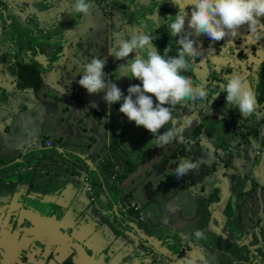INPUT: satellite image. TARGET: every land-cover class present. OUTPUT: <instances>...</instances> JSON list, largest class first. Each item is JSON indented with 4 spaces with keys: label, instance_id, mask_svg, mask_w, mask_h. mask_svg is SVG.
<instances>
[{
    "label": "crops",
    "instance_id": "0c3cea01",
    "mask_svg": "<svg viewBox=\"0 0 264 264\" xmlns=\"http://www.w3.org/2000/svg\"><path fill=\"white\" fill-rule=\"evenodd\" d=\"M25 2L28 7L22 10ZM11 4L12 9H16L20 14L31 16L32 23H39L41 27L46 24L42 20L44 15L42 10L38 9L40 6H34V0L29 2L13 0ZM89 42L90 44L83 43L82 47L79 46L80 44L76 45L77 55L74 62L71 61L70 68L60 63L56 71L45 73L41 87L40 78L38 87L30 83L25 84L19 79L20 75L16 71L8 73L4 64L2 66L5 68H1L2 60H0V165L11 164L9 169L19 166L24 168L21 178L18 175H7L5 180H9L11 185L21 189L26 186L22 182L34 176L35 172V176L39 178L38 173L41 170L55 169L53 164L47 161L55 153L61 155L63 151L59 150L68 149L67 156L81 167L77 169L83 170L90 177L95 196L106 197V191L101 192L102 187L99 186L102 184L97 181L98 176L93 171L98 168L104 173L101 160L106 158L105 168L118 165L120 183L115 190L128 193L127 196L133 203H137L145 220L157 219L164 229L151 231V236L159 237L161 233L167 234V241L169 239L173 241L174 236L192 234L194 230L200 229L205 232L206 239L199 242L193 239L191 247L204 248L207 253L214 256L227 253L237 264H256L255 260L252 261L251 253L255 241L261 238L259 242L262 243L263 238L253 230L248 232L247 224L238 220L236 214L232 215L229 207L225 208V201H222V198L220 200L217 194L211 195L205 204L198 205L195 192L203 190L202 195L208 194L206 195L202 183H197L196 179L190 180L187 187H183L184 183H181L183 191L173 195L170 184H166L171 180L167 150L158 147L155 138L143 127H137L134 123L133 126L129 125L127 117L119 112L120 102L108 106L103 99L105 93L89 95L77 83L83 74V65L88 59L102 55L101 59L110 63L111 56L108 53L112 47L105 43V39L95 38V41ZM82 48L83 55L80 50ZM85 52L87 56L84 55ZM119 61L116 60L108 68L106 64V71L110 72V74L105 73L106 79L116 82L121 91L127 95V88L138 80L131 79L127 75L120 78ZM65 87H68L67 91L74 88L76 94L81 95V102L64 101L61 91ZM185 124L186 122L183 125ZM130 127H133V131H130ZM163 131L165 129H160L161 133ZM47 139L51 140L50 146L45 143ZM29 166L32 168L29 169ZM56 167L59 177L70 178L66 183V190L69 198L73 199L72 205L75 206L71 211L78 214L87 213L89 200L88 194H85L83 175L68 174L70 165L57 164ZM15 171L13 169V174ZM104 176L109 179V172ZM163 186L165 192L160 193ZM105 188L113 198L108 204V210L112 212L111 205L115 204V198L107 182ZM190 246L186 243L182 247L180 257L186 256L184 253L188 250L191 251Z\"/></svg>",
    "mask_w": 264,
    "mask_h": 264
},
{
    "label": "flooded vegetation",
    "instance_id": "af4514ba",
    "mask_svg": "<svg viewBox=\"0 0 264 264\" xmlns=\"http://www.w3.org/2000/svg\"><path fill=\"white\" fill-rule=\"evenodd\" d=\"M11 2L13 0H3L0 8L7 9L5 15L0 17V25L3 24V27H9L13 21H24L26 16L25 13L20 14L12 9ZM189 2L190 0H180L178 7L186 8ZM71 3L72 0H51L42 20L48 30L59 29L60 33L62 31L68 37L67 41H72L73 45L66 46L72 59L76 57L78 43L82 47L83 43L90 44L89 41L98 38L105 39V43L115 48L119 39L127 38L129 32L140 27L142 22L147 25L145 31L151 32L157 50L163 52L170 43L172 52L169 55L176 54L178 45L175 40L179 37H172L166 23L163 20L158 21L156 17L163 19L177 13V8L170 0H91L92 15L87 17L72 13ZM190 15L188 9L189 18ZM185 27L187 28V18ZM238 32L234 47L224 45L227 40L216 42L204 34L194 36L202 54L192 60L190 68L184 74L190 76L194 83L204 84L209 91V97L207 101L185 105L184 112L187 109V113L197 112L198 115L214 113L213 119H219L222 124V137L231 136L238 141L236 146L240 151H243L242 148L250 139L252 145L246 146L253 159L251 162L255 163L251 170L261 173L260 179L264 184V38L256 44H249L244 40L248 35L247 25L241 26ZM56 37V34L49 36L50 42L57 43ZM223 45L225 50L220 51ZM80 50L83 55L84 49ZM84 55L87 56L86 52ZM113 57H110V63H106L107 68L117 60ZM97 58L103 57L99 55ZM13 65H9V69L18 74L22 66L33 69L36 67L19 62ZM234 72L241 74L257 95V112L247 119L240 116L237 108L228 106L226 93L220 92L222 85ZM139 83L140 81L132 82V85ZM217 92L220 94L211 100L212 95ZM196 124V120L191 122V128ZM227 149L228 146H222V151ZM28 168L31 169L32 166ZM56 173L55 166V169H43L38 174L40 178L46 177L44 181H48ZM115 185L111 184V188L114 189ZM13 188L9 180H0V191L11 192ZM30 188L29 186L28 189ZM29 192L31 195L37 193ZM116 208L118 212L112 209L109 216L104 211L78 214L70 210L61 216L51 217L36 213L37 215H30L33 220L31 222L23 220L25 213L20 216L13 215L10 211L2 213L0 208V264H156L149 262L150 254H147V247L140 241L137 248L140 254L133 261L129 257L127 248L132 242L129 235L132 229L129 224L132 223L134 228L150 235V227L145 222V217L140 214L137 203L120 200L116 203ZM167 247L171 254L176 251L174 244ZM223 254L225 256L222 257V264H237L230 255ZM169 262L160 264H175V261Z\"/></svg>",
    "mask_w": 264,
    "mask_h": 264
},
{
    "label": "water",
    "instance_id": "95a60500",
    "mask_svg": "<svg viewBox=\"0 0 264 264\" xmlns=\"http://www.w3.org/2000/svg\"><path fill=\"white\" fill-rule=\"evenodd\" d=\"M23 1L29 2L30 0ZM34 3V6H40L38 9L42 10L44 14L51 5V0H34ZM2 4L3 0H0V8ZM27 7L28 5L25 2L22 10ZM6 10L7 9H0V17L5 15ZM0 26L1 68H5L2 64L6 65V71L8 73L11 71L9 69V65H12L15 62L35 65V70L41 79V87L43 86L42 81L45 73L54 71L55 68L62 62V65L66 68H70V65H72L71 61L74 62V59L70 58L66 49L67 45H73V43L72 41H67L66 39L68 37L66 38L65 33L62 34V31L60 33L59 29L48 30L45 26L41 27L39 23H32L31 16H26L24 21H13L9 27H3V24ZM54 34L57 35L55 38L57 43H51L49 40V36ZM76 55L77 52L75 56ZM132 55L133 54L130 55L131 58L133 57ZM89 61L90 60L88 59V62ZM119 63H122L121 60ZM103 71L105 73L109 72L106 71V68L103 69ZM82 75L83 74H81V76ZM66 89H68V87H65L61 91L62 93L60 92L64 101L81 102V95L76 94V90L74 88H71V91H67ZM153 100L155 101V99ZM184 106L185 105H179V109L177 105L176 112L174 114L176 119L175 127L178 129L179 139L163 146L162 148L167 150L166 153L170 160L169 163L168 161L167 163L170 170L171 180L166 182V184H170L173 195H175L183 191V188L181 189V183H184L183 187H187L190 184L189 181L192 179H196L197 183L201 182L206 195H208L204 196L202 195L203 190H197L195 193L198 205L201 203L205 204L211 195L217 194V196L220 197V200L221 198L237 199L239 205L244 203L250 208L252 205L255 206L254 218H251L250 216L249 219L245 218L243 216V212L236 213V216L238 220L240 219V221L247 224L248 227L246 228H248V232L253 230L264 240V215H261L260 213L262 208L261 206L264 205V184L260 179L262 177L261 173L258 175L251 170L252 167L255 166V163L249 160L250 155L247 152L246 145L251 146L252 141L249 139L248 142H246V145L242 148L243 151L238 150L240 149L236 146L238 141L234 140L231 136L222 137V124L219 122V119H213V116L215 115L214 113H199L200 115H198L197 112L192 113L189 111L185 116L179 117L178 110H182L183 113ZM186 111L187 109L185 112ZM204 116L206 117V123L203 122ZM195 120L197 121V124L194 128H191V122H194ZM185 122H188L186 128L185 125H183ZM199 126H201L200 132H197L194 136H192L193 129L198 128ZM170 127H173V124L166 125L164 128L165 131ZM185 129L189 130L186 131ZM222 146H228V149L222 151ZM59 151H63V153L61 155L59 153L53 154L47 163H52L53 167L62 163L66 166L70 165L71 168L69 169L68 174H72L73 176H78L79 174L83 175L82 181L85 182L86 187L85 194L87 193L91 196L88 200L97 201V204L99 205L98 207L105 209L108 204L107 202H112L113 199L105 188L106 182L109 186L111 185L109 179L104 176L105 173L101 172L98 168L93 169L98 176L97 181L102 184L99 186L102 187V193H105L106 191V197L101 195L94 196L96 193H93V184H91V179L87 173L81 169H77V167H81L79 164L77 165L74 163L69 156H67L66 152L69 151L68 149H62ZM182 158H191L194 161L200 162V164L196 171L190 172L187 176L177 179L175 177L174 170ZM83 160L91 166L89 162L85 159ZM22 163L25 164V161L22 160ZM10 165L11 164L0 165V180L7 176L5 174V170H9ZM174 166L176 167L173 168ZM21 167L22 166L13 168L16 170L13 175H18L21 178L24 174L22 172L24 168ZM13 169L11 170L12 173ZM68 180H70L69 177H59L58 173H56L52 180L48 181H42L40 177L38 178L37 176H32L27 181L24 180L22 182L25 183L26 186L21 189L16 186L11 190V192L0 191L1 212L8 213L10 211L13 215L18 216L25 213L26 215L23 220L30 222L32 220L30 215L36 213L49 217L61 216L65 212L75 208V206L71 203L73 199L69 198V193H67L66 190V183ZM248 181L250 182V186L255 187V190L251 189L248 192L247 189H245ZM29 186L31 187L30 189H28ZM29 191L37 193L31 195ZM163 192H165L164 186L160 193ZM114 201L115 204L118 202L116 199ZM115 204L113 205L115 206L114 211L118 212ZM89 207L90 204H87V213L93 212L89 210ZM256 216H258L257 219ZM146 222L150 227V232L153 230L157 231L158 229L164 230L157 219L153 218ZM129 227L132 229L129 231L132 242H130V246L127 249L129 250V257L132 261L135 259L136 255L140 254L137 249L140 241L142 245L147 247V254H150L151 257L149 262L160 264V262L170 263L169 261H175V264H177V259L180 257V250L186 245V242L181 239V236H174V241L172 242L167 241V234L161 233L159 234V237L157 235L151 236L142 232L141 229L134 228L135 225L132 223L129 224ZM165 232L167 233V231ZM260 240L261 238H258V240L255 241L256 244L253 252L251 253L252 261L255 260L256 264H264V241L261 243L259 242ZM175 243H179L180 245H176V251L173 250L174 253L171 254L169 253L171 251L168 250L169 248L167 246ZM189 249H191L189 252H196L200 250V248L196 246L195 248L190 246ZM188 253L185 252L184 254L187 256ZM215 257L217 258L218 255H215Z\"/></svg>",
    "mask_w": 264,
    "mask_h": 264
},
{
    "label": "clouds",
    "instance_id": "9594fccd",
    "mask_svg": "<svg viewBox=\"0 0 264 264\" xmlns=\"http://www.w3.org/2000/svg\"><path fill=\"white\" fill-rule=\"evenodd\" d=\"M170 3L177 8V13L163 19L156 17L158 21L166 23L172 37H179L175 40L178 48L174 56L169 55L172 52L170 43L163 52L156 49L151 32L145 31L147 25L142 22L140 27L129 32L127 38L119 39L117 46L108 53L124 61L118 67L120 78L127 75L140 81L138 85L127 88V95L116 82L106 79L103 69L107 61L101 58H92L84 64L83 75L77 81L89 95L105 93L103 99L108 106L120 102L119 112L129 122H134L135 126L143 127L151 133L158 147L179 139L174 115L177 105L204 102L209 97L204 84L194 83L190 76L184 74L192 60L202 54L194 36L204 34L216 42L227 40L224 45L234 47L238 30L247 25L245 41L256 44L264 38V0H190L186 8L178 7L180 0H170ZM188 9L191 12L190 18ZM70 11L84 17L92 15L91 0H72ZM224 45L220 51L225 50ZM132 53L137 55L129 59ZM221 91L226 93L227 105L237 108L242 118L247 119L257 112V95L241 74L234 72L222 85ZM220 92L212 95L211 100ZM170 123L173 127L161 133L160 129ZM199 164L191 158H182L174 170L175 177L180 179L187 176L196 171ZM181 239L191 245L193 239L199 242L206 239V235L203 230L197 229L192 234L184 233ZM215 261L214 255L201 248L179 257L177 264H215Z\"/></svg>",
    "mask_w": 264,
    "mask_h": 264
},
{
    "label": "rangeland",
    "instance_id": "374dc122",
    "mask_svg": "<svg viewBox=\"0 0 264 264\" xmlns=\"http://www.w3.org/2000/svg\"><path fill=\"white\" fill-rule=\"evenodd\" d=\"M178 107H179V105H178ZM179 109H180V107H179ZM187 114V112H183L182 113V110H178V116L179 117H182V116H185ZM205 119H206V117L204 116V118H203V122L204 123H206V121H205ZM134 122H129V125L131 126L132 124H133ZM187 125H188V122L185 124V128L187 127ZM133 126V125H132ZM190 129V128H189ZM189 129H185L186 131L187 130H189ZM200 130H201V126H199L198 128H195V129H193V135L192 136H194L197 132H200ZM130 131H133V127H130ZM101 160V159H100ZM249 160H253L251 157H249ZM259 161V160H258ZM101 162L102 163H107V159L106 158H103L102 160H101ZM261 162H263V161H261ZM63 164V163H62ZM11 170H12V168H10L9 169V171L8 170H5V174L6 175H12V176H14L13 175V173L11 172ZM262 170H264V167H262ZM35 174H36V172L34 173V176H35ZM259 175V174H258ZM4 179H6V176L5 177H3ZM46 178V177H45ZM45 178H41L42 180H44ZM118 183H120V182H118ZM250 182L248 181V183H247V191L249 192L251 189H254L255 190V187H253V186H250V184H249ZM116 184V183H115ZM117 187V185H115V188ZM111 190V189H110ZM91 192V191H90ZM101 192H103V191H101ZM111 193L113 194V196H114V198L119 202L120 200H124V202H130L131 201V198L129 197V196H127V194L128 193H122V192H118V190L116 191V190H111ZM122 193V194H121ZM96 195V194H95ZM94 195V196H95ZM91 196L90 195H88V198H90ZM119 198V199H118ZM222 201H225V208H228L229 207V209H230V211H231V214L232 215H235L236 213H238V212H243V216L245 217V218H247V219H249V216L251 217V218H254V213H255V206H253L252 205V207L250 208V207H247V205L246 204H242V205H239V203H238V200L237 199H227V198H225L224 200L222 199ZM89 204H90V207H89V210H91V211H93L94 213H96L97 211H104V214L105 215H110V212H109V210H108V208L109 207H107L106 208V210L105 209H103V208H101V207H98L99 205L97 204V201H94V200H92V201H89ZM88 204V205H89ZM108 204H109V202H108ZM107 204V205H108ZM262 208H261V215H264V205H262L261 206ZM238 208H239V211H238ZM112 209L114 210V208H113V206H112ZM258 218V216H256V219Z\"/></svg>",
    "mask_w": 264,
    "mask_h": 264
},
{
    "label": "trees",
    "instance_id": "16d2710c",
    "mask_svg": "<svg viewBox=\"0 0 264 264\" xmlns=\"http://www.w3.org/2000/svg\"><path fill=\"white\" fill-rule=\"evenodd\" d=\"M19 75H20V77H21V80L25 83V84H28V83H30V84H33L35 87H38L39 86V84H40V79H39V76H38V73L36 72V70L35 69H33V68H29V67H27V66H22L21 68H20V70H19ZM103 165V171H104V173H105V175L107 174V172H110V167L108 168H105V164L104 163H102ZM110 187H111V185H110ZM112 190H115V188L114 189H112ZM224 254L222 253V254H220V255H218V257L216 258V261H215V264H222V257H224L223 256ZM227 256V255H226ZM228 257V256H227Z\"/></svg>",
    "mask_w": 264,
    "mask_h": 264
},
{
    "label": "built area",
    "instance_id": "2783aa9c",
    "mask_svg": "<svg viewBox=\"0 0 264 264\" xmlns=\"http://www.w3.org/2000/svg\"><path fill=\"white\" fill-rule=\"evenodd\" d=\"M45 143H46L47 146H50L51 145V140L50 139H47L45 141ZM109 182L111 184H115V183H116V185L119 184L118 183L119 182V179H118V165H115L114 167H112L110 169V172H109ZM88 190H89V188H88Z\"/></svg>",
    "mask_w": 264,
    "mask_h": 264
}]
</instances>
